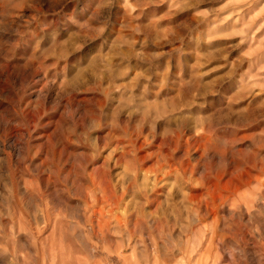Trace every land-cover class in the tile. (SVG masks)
<instances>
[{"label": "rangeland", "instance_id": "1", "mask_svg": "<svg viewBox=\"0 0 264 264\" xmlns=\"http://www.w3.org/2000/svg\"><path fill=\"white\" fill-rule=\"evenodd\" d=\"M0 264H264V0H0Z\"/></svg>", "mask_w": 264, "mask_h": 264}]
</instances>
